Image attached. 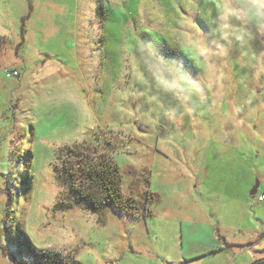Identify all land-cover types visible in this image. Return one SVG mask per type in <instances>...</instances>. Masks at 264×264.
Masks as SVG:
<instances>
[{
  "label": "rangeland",
  "instance_id": "1",
  "mask_svg": "<svg viewBox=\"0 0 264 264\" xmlns=\"http://www.w3.org/2000/svg\"><path fill=\"white\" fill-rule=\"evenodd\" d=\"M77 144L135 213L80 200ZM259 181L264 0H0V264L16 241L35 264H251Z\"/></svg>",
  "mask_w": 264,
  "mask_h": 264
},
{
  "label": "trees",
  "instance_id": "2",
  "mask_svg": "<svg viewBox=\"0 0 264 264\" xmlns=\"http://www.w3.org/2000/svg\"><path fill=\"white\" fill-rule=\"evenodd\" d=\"M62 168L77 188L80 200L94 213L107 209L118 213H135L139 206L122 192L123 173L115 158L97 146L77 144L60 150ZM75 185V186H74ZM158 195L148 190L146 202H157ZM79 200V201H80ZM146 216L152 213L148 210ZM262 260L256 261L254 264ZM49 264H64L49 257ZM67 264H75L74 262Z\"/></svg>",
  "mask_w": 264,
  "mask_h": 264
},
{
  "label": "snow or ice",
  "instance_id": "3",
  "mask_svg": "<svg viewBox=\"0 0 264 264\" xmlns=\"http://www.w3.org/2000/svg\"><path fill=\"white\" fill-rule=\"evenodd\" d=\"M86 113L84 111H80L78 115L83 117ZM14 251L20 255V259L16 260L14 264H35V261H32L30 256V252L23 249L22 242L16 241L15 244H9V257L13 255Z\"/></svg>",
  "mask_w": 264,
  "mask_h": 264
},
{
  "label": "crops",
  "instance_id": "4",
  "mask_svg": "<svg viewBox=\"0 0 264 264\" xmlns=\"http://www.w3.org/2000/svg\"><path fill=\"white\" fill-rule=\"evenodd\" d=\"M259 183V185H261V182L259 181L258 182ZM259 187V186H258ZM253 189V188H252ZM258 190H259V188L257 189V192H256V201L257 202H261V203H264L263 201H260L259 200V197L262 195V194H264V190L262 191V192H260V194L259 195H257V193H258ZM252 191V190H251ZM255 195H253V196H255ZM259 220V219H258ZM255 251H256V256H259L258 257V259H256V261H258V260H262V261H260L259 263H257V264H264V248H262L261 249V251H259L258 249H255ZM256 261H254L253 263H251V264H254Z\"/></svg>",
  "mask_w": 264,
  "mask_h": 264
},
{
  "label": "water",
  "instance_id": "5",
  "mask_svg": "<svg viewBox=\"0 0 264 264\" xmlns=\"http://www.w3.org/2000/svg\"><path fill=\"white\" fill-rule=\"evenodd\" d=\"M259 183L257 182V184L253 187L252 191L250 192V194L253 196L256 194L257 189H258Z\"/></svg>",
  "mask_w": 264,
  "mask_h": 264
},
{
  "label": "built area",
  "instance_id": "6",
  "mask_svg": "<svg viewBox=\"0 0 264 264\" xmlns=\"http://www.w3.org/2000/svg\"><path fill=\"white\" fill-rule=\"evenodd\" d=\"M259 200L264 202V194L259 197Z\"/></svg>",
  "mask_w": 264,
  "mask_h": 264
}]
</instances>
